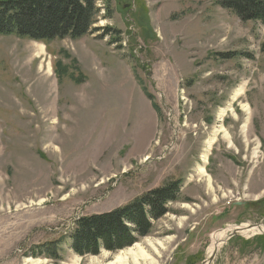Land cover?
<instances>
[{
	"label": "rangeland",
	"instance_id": "obj_1",
	"mask_svg": "<svg viewBox=\"0 0 264 264\" xmlns=\"http://www.w3.org/2000/svg\"><path fill=\"white\" fill-rule=\"evenodd\" d=\"M219 2L94 0L79 38L0 36V264H134L137 245L154 264H264V232L232 235L264 227V26ZM170 182L148 236L71 249L79 218Z\"/></svg>",
	"mask_w": 264,
	"mask_h": 264
},
{
	"label": "trees",
	"instance_id": "obj_2",
	"mask_svg": "<svg viewBox=\"0 0 264 264\" xmlns=\"http://www.w3.org/2000/svg\"><path fill=\"white\" fill-rule=\"evenodd\" d=\"M93 1H0V36L15 34L38 42L79 38L94 23ZM219 5L244 22L264 26V0H220ZM179 194V183L170 182L116 210L79 218L69 238L71 249L79 256H96L102 250L117 252L133 246L150 234L152 222L168 213Z\"/></svg>",
	"mask_w": 264,
	"mask_h": 264
},
{
	"label": "bare ground",
	"instance_id": "obj_3",
	"mask_svg": "<svg viewBox=\"0 0 264 264\" xmlns=\"http://www.w3.org/2000/svg\"><path fill=\"white\" fill-rule=\"evenodd\" d=\"M242 91V88L239 89V91L237 92V94H240V92ZM223 114L224 112H222L219 116V121H221V118L223 117ZM218 131L219 130H216L214 133H213V137L211 139H209V141L207 142V144H209V146L213 143L214 139H215V136L218 134ZM230 146V145H229ZM240 233H248L250 232L251 234H256V233H263L264 232V227L263 226H248V225H244L243 227L241 226L239 229ZM230 231V230H229ZM228 231V232H229ZM227 232V231H226ZM226 232H218V233H215L214 236H213V240H212V245L209 249V256L211 255V253H213L214 251H217V249L221 246L222 242H224L227 238V234ZM230 240V239H229ZM150 246L153 247V245L151 243H149ZM128 251V255H132V258L133 259V262L134 264H140L138 262V258H140L144 264H154L152 260H150L148 258V256L143 252V250L141 249V247L139 245H137L136 247L134 248H130L127 250ZM126 253V252H125ZM124 254V253H123ZM122 258H118V264L122 262ZM117 259V258H116ZM117 262V260H116ZM124 262V261H123ZM113 264H117V263H114ZM205 264H208V262H206Z\"/></svg>",
	"mask_w": 264,
	"mask_h": 264
},
{
	"label": "water",
	"instance_id": "obj_4",
	"mask_svg": "<svg viewBox=\"0 0 264 264\" xmlns=\"http://www.w3.org/2000/svg\"><path fill=\"white\" fill-rule=\"evenodd\" d=\"M238 233V230H234V232L232 233V235H235V234H237ZM213 256H214V252H213V254L211 255V259L213 258Z\"/></svg>",
	"mask_w": 264,
	"mask_h": 264
}]
</instances>
